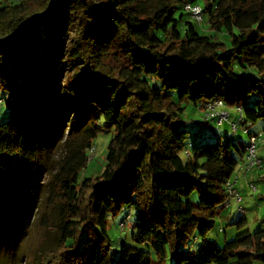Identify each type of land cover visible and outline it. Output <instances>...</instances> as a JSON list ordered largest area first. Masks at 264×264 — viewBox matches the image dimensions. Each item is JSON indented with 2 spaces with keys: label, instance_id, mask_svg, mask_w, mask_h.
Wrapping results in <instances>:
<instances>
[{
  "label": "trees",
  "instance_id": "trees-1",
  "mask_svg": "<svg viewBox=\"0 0 264 264\" xmlns=\"http://www.w3.org/2000/svg\"><path fill=\"white\" fill-rule=\"evenodd\" d=\"M49 1L0 0V38ZM187 3L202 7L213 35L198 32ZM0 89V230H28L42 186L55 240L41 256L61 264H201L184 249L197 237L203 264H264V228L246 230V219L224 248L206 239L248 146L202 118L207 129L184 158L180 118L184 103L222 101L241 109V124L264 121V0H64L54 20L0 53ZM104 131L105 166L81 179ZM128 207L134 245L116 255L108 219Z\"/></svg>",
  "mask_w": 264,
  "mask_h": 264
},
{
  "label": "rangeland",
  "instance_id": "rangeland-1",
  "mask_svg": "<svg viewBox=\"0 0 264 264\" xmlns=\"http://www.w3.org/2000/svg\"><path fill=\"white\" fill-rule=\"evenodd\" d=\"M17 2V0H16ZM192 19V17H190ZM189 19V15L180 23V29L184 30V24ZM207 22V16L204 15L203 25L195 24L198 32H202L205 35H213L209 30ZM75 31V28L73 29ZM75 32H73L74 34ZM221 41L228 42V35L226 33L216 35ZM247 76V75H243ZM6 94L0 89V100L5 99ZM201 111H204L201 109ZM230 123L238 122L237 112L234 109L229 108ZM8 112L5 104L0 105V123H3L7 118ZM204 117V113L196 109L192 104H183V111L180 114V118L184 123L182 130L188 132V137L185 140V149L182 152V157H186L187 151L190 149V144L198 143L195 139V134L200 130L207 129V126L201 127L199 124ZM228 130L223 137L229 136L238 144H242L247 147L250 144L249 136L245 134L248 130L250 134L257 135L260 138L261 145L256 150V154L261 160L260 167H253L247 174L238 176L237 189L241 195L242 203L240 204L244 208V213L238 211L239 205L234 199H230L225 208H219V215L216 217L215 227L207 234L206 239L214 241L220 248H224L227 241H230L238 234V228L236 223L240 218L246 219L248 226L246 230L256 232L259 229L264 228V121L253 123H243L239 126L237 133H232L231 127L225 124ZM224 127L219 128V135ZM222 129V130H221ZM247 129V130H246ZM113 137V131L101 132L93 145L96 150L90 152L89 163L87 168L82 172L81 179L96 176L99 174L106 163L107 148L110 140ZM217 137V136H216ZM215 137V138H216ZM214 138L213 142L216 141ZM263 141V142H262ZM241 166V164H240ZM43 178L40 180L41 184ZM39 182V183H40ZM38 183V184H39ZM35 209L31 217V224L26 232L17 233L6 231L5 228L0 230V264H61L60 254H54L49 256H41L42 249L47 247L53 240H55V234L50 230L52 223L51 211L48 208L47 201L44 200L45 188L40 186L36 187ZM130 216V218H128ZM125 221V227L123 230L120 228V223ZM135 223V212L132 207L125 208L122 213L108 219V234L112 242V249L116 255L120 251V247L123 243L134 245L132 242L133 225ZM52 233H51V232ZM202 239L197 237L190 241L185 250H190L195 254V260L198 263H205L206 256L198 252L199 245ZM170 264V260L167 261Z\"/></svg>",
  "mask_w": 264,
  "mask_h": 264
},
{
  "label": "built area",
  "instance_id": "built-area-1",
  "mask_svg": "<svg viewBox=\"0 0 264 264\" xmlns=\"http://www.w3.org/2000/svg\"><path fill=\"white\" fill-rule=\"evenodd\" d=\"M184 10L186 13L190 15V17H192V20L194 22H196L199 25L203 24V9L201 6L187 3L184 6ZM2 103H4V100H0V105ZM203 110H204L202 111L204 113L203 119L210 121L218 128H221L225 126V124H228L230 125L233 132H237L239 126L243 122L241 109L236 108L234 110L239 114V121L235 123L234 122L230 123L231 114L229 113V108L222 101H215L209 103L203 107ZM245 133H247V131ZM259 140H260L259 136H255V135H253L250 138V144L247 148V159H246L247 162L243 167L246 172L252 170L253 167L261 166V160L256 154V150L258 148V145L260 144ZM95 150L96 148L93 147L90 152H93ZM236 185H237V179L231 181L228 184V193L231 198L235 199L237 204H240L242 202V198L239 191L236 188ZM239 210L243 211L241 207L239 208ZM124 227H125V221L120 224L121 230H123Z\"/></svg>",
  "mask_w": 264,
  "mask_h": 264
},
{
  "label": "water",
  "instance_id": "water-1",
  "mask_svg": "<svg viewBox=\"0 0 264 264\" xmlns=\"http://www.w3.org/2000/svg\"><path fill=\"white\" fill-rule=\"evenodd\" d=\"M63 1L64 0H50L46 10L36 13L22 21L16 33L0 38V53L5 54L20 48L35 26L54 20L60 13Z\"/></svg>",
  "mask_w": 264,
  "mask_h": 264
},
{
  "label": "crops",
  "instance_id": "crops-1",
  "mask_svg": "<svg viewBox=\"0 0 264 264\" xmlns=\"http://www.w3.org/2000/svg\"><path fill=\"white\" fill-rule=\"evenodd\" d=\"M196 109L198 110L199 108H196ZM199 110H200V112H202L201 109H199ZM232 117H233V115L231 116V119H232ZM236 117H237V116H236ZM221 130H222V129H221ZM227 131H228V130L226 129V127H224L223 130L221 131V132H222L221 134H222V135H223V134H226ZM260 145H261V143L258 145V148H259ZM243 164H244V162L241 164V165H242L241 167H243ZM241 167H240V170H239V168H238V176H241V174L244 175V172L241 170ZM238 179H239V178H238Z\"/></svg>",
  "mask_w": 264,
  "mask_h": 264
}]
</instances>
